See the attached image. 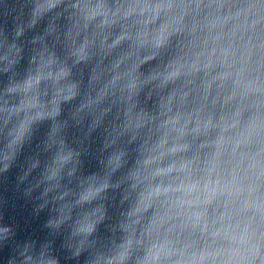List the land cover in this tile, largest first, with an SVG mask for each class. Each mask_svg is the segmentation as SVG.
<instances>
[{
    "label": "clouds",
    "instance_id": "9594fccd",
    "mask_svg": "<svg viewBox=\"0 0 264 264\" xmlns=\"http://www.w3.org/2000/svg\"><path fill=\"white\" fill-rule=\"evenodd\" d=\"M0 264H264V0H0Z\"/></svg>",
    "mask_w": 264,
    "mask_h": 264
}]
</instances>
